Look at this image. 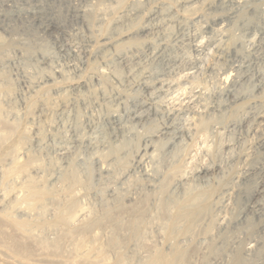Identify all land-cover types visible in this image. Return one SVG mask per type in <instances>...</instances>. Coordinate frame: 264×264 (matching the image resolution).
<instances>
[{
	"label": "rangeland",
	"instance_id": "obj_1",
	"mask_svg": "<svg viewBox=\"0 0 264 264\" xmlns=\"http://www.w3.org/2000/svg\"><path fill=\"white\" fill-rule=\"evenodd\" d=\"M0 106V264H234L264 235L245 219L264 198V0H0ZM20 146L50 193L33 209L5 176ZM197 198L189 243L171 220ZM143 202L136 235L105 222Z\"/></svg>",
	"mask_w": 264,
	"mask_h": 264
},
{
	"label": "bare ground",
	"instance_id": "obj_2",
	"mask_svg": "<svg viewBox=\"0 0 264 264\" xmlns=\"http://www.w3.org/2000/svg\"><path fill=\"white\" fill-rule=\"evenodd\" d=\"M69 2H78V0H68ZM80 1V0H79ZM184 5V4H183ZM74 10V9H73ZM78 14V13H77ZM41 23V22H40ZM50 26V24H49ZM47 26V27H49ZM46 28V26H45ZM54 28V27H53ZM48 29V28H47ZM51 29V28H50ZM52 30V29H51ZM45 31V30H44ZM53 31V30H52ZM106 42V41H105ZM112 42V41H110ZM106 45V43H104ZM109 44V42H108ZM112 45V44H111ZM110 45V46H111ZM108 46V45H107ZM227 78V77H226ZM225 78V79H226ZM224 79V80H225ZM225 83H228L227 81H225ZM225 86H227L225 84ZM223 94V93H222ZM226 95H228L226 93ZM261 114V113H260ZM259 117L258 119H260L262 121V123H264V114L260 115V116H257ZM255 117L253 116V119ZM254 121V120H253ZM260 121V123H261ZM256 123V122H255ZM259 123V122H258ZM204 125V123H203ZM260 126V125H258ZM202 127V126H201ZM257 128V126H256ZM264 128V127H263ZM12 128H8L4 125L2 119H1V106H0V147L1 145L4 143V141L6 140L7 137H9V135L11 134L12 132ZM263 139V138H262ZM261 146V145H260ZM264 146V144H263ZM26 152L23 150V148L20 146V148H16L15 150V157L12 158V167L10 169H8L5 173V176L7 178V180H12V179H15V180H20L22 181V184L20 186V188L18 189V191H15L13 193V195H15L16 197H18V194L19 193H22V195L24 196V200L29 202V207L30 208H35V206L37 205H41L43 204V202L46 200V198H48L50 196V193L45 189V187L42 185V183H40L38 180H36L35 178H33L30 174V171L31 169L34 168V166L32 165L33 164V160L28 157V159L24 160V157L26 156ZM11 159V158H10ZM11 165V164H10ZM253 168V167H252ZM210 170L209 169H202V171H200L199 173L201 174H207L209 173ZM256 174V173H255ZM196 177V176H195ZM244 177V176H242ZM255 177V176H254ZM263 178V177H262ZM247 179V178H246ZM245 181V179H244ZM243 181V183H244ZM247 181V180H246ZM245 181V182H246ZM256 181V180H255ZM242 182V181H240ZM15 183V182H14ZM247 183V182H246ZM262 185V184H261ZM260 185V186H261ZM263 194V191H260L258 190L257 193L255 195H252L253 198L251 199H254L251 204L249 205V208L250 210L247 211V213L245 214V219L246 220H249L250 219V215H252V218L258 220V222L260 221L261 222V226L259 224L260 227L259 228V231L257 230V232H259L260 234H264V198L262 197V199H260V196H262ZM238 196V195H237ZM201 197V196H200ZM2 199H7V196L4 195L2 197ZM192 200V199H190ZM5 202V200L3 201ZM205 202V200H204ZM202 202L201 203V199H196L195 201H188L186 202L187 204L183 205V204H179L178 206H176V208H178V211L176 213V215L172 218L171 220V223H172V226H173V229L176 227L179 229L180 232L183 233V235H187V234H193L194 231L198 228L201 227V225L203 224V222L207 221V217H208V214H209V206H208V203L205 205V203ZM249 202V201H248ZM15 204V202H14ZM17 204V202H16ZM15 204V206H16ZM223 205V204H222ZM248 205V204H247ZM18 206V204H17ZM16 206V207H17ZM224 206V205H223ZM246 207V206H245ZM145 202H143L139 207H135V209H133L132 211L130 212H125L124 214H127L128 215V221L127 223L123 225V222H121L119 220V215L118 216H115V215H109L106 217L105 219V222L108 224H116L115 227L117 228V225L118 223L120 224V227H118V231H119V228L120 229H127L129 231H131L132 235L133 234H137L138 231H139V228L140 226L144 223L145 219V213H146V210H145ZM243 212V211H242ZM244 214V213H243ZM80 217L79 214H75L72 218L73 220L75 219H78ZM223 217V216H222ZM215 218V217H214ZM121 219V218H120ZM206 219V220H205ZM232 219V218H231ZM244 219V220H245ZM213 220V219H212ZM58 221L61 222V223H64L65 222V218H64V213H60L58 215ZM210 221V220H209ZM230 221V219H229ZM251 221V220H250ZM254 221V220H253ZM224 222H225V219H221L220 218V228L224 225ZM228 222V221H227ZM241 222V220H240ZM239 222V223H240ZM259 222V223H260ZM206 223V222H205ZM218 223H219V220H218ZM217 223V224H218ZM229 223V222H228ZM231 223V222H230ZM237 223V222H236ZM242 223V222H241ZM246 223V222H245ZM252 223V222H250ZM257 223V222H256ZM255 223V224H256ZM14 224V227L18 230V231H25L27 229V224H24V223H18V222H15L13 223ZM210 224V223H209ZM207 224V225H209ZM253 224V223H252ZM251 224V225H252ZM206 225V226H207ZM227 224H225L226 226ZM231 225V224H230ZM238 225V224H237ZM242 225V224H241ZM246 225V224H245ZM257 225V224H256ZM224 226V227H225ZM255 226V225H254ZM223 227V228H224ZM229 227V226H228ZM249 227V225H248ZM247 227V228H248ZM115 228V229H116ZM204 228V227H203ZM207 228V227H206ZM219 228V227H218ZM217 228V229H218ZM227 228V227H226ZM252 228V227H251ZM209 229V227L207 228V230ZM206 230V231H207ZM226 230V229H225ZM223 229V231H225ZM242 230V229H241ZM250 230V228H249ZM256 230V229H255ZM121 231V230H120ZM205 231V232H206ZM220 231V230H219ZM245 231V230H244ZM229 232V231H228ZM248 232V231H247ZM251 232V230H250ZM86 232H84L85 234ZM181 233V234H182ZM226 233V232H225ZM243 234V233H242ZM1 235V234H0ZM134 235V236H135ZM205 235V234H203ZM208 235V234H206ZM195 235H192V237H190V241L189 243H191V241L193 242L192 239H194ZM214 236V235H213ZM241 236V235H240ZM239 236V237H240ZM264 235L262 236H254L253 238H251V240L249 241V243L247 244L246 247H244V252L245 253V256L244 258H241V259H237V261L234 263V259H233V262L231 263H234V264H264V238H263ZM4 237V236H2ZM215 237V236H214ZM213 237V238H214ZM219 237V236H218ZM5 239L7 237H4ZM83 239H85V236L83 235L82 236ZM206 238V237H205ZM211 238V237H210ZM235 238V237H234ZM8 242L10 241V243L12 244L13 243V246H15V249L17 250L18 253H24V252H28L30 251V247L27 246L24 241L22 240V238H18V237H11V238H8ZM82 239V242H84V240ZM207 239V238H206ZM185 240V239H184ZM6 241V240H5ZM61 240L57 241L54 245L57 246L58 248L61 247V243H60ZM188 241V240H187ZM211 241V239H210ZM215 241H213V243H215ZM219 242V241H218ZM217 242V243H218ZM5 243V242H4ZM211 243V242H210ZM10 244V245H11ZM207 245V244H206ZM213 245V244H212ZM199 246V245H198ZM209 246V245H208ZM210 247H211V244H210ZM216 247V246H215ZM212 246V248H215ZM243 248V247H242ZM211 249V248H210ZM209 249V250H210ZM241 250V249H240ZM216 251V250H215ZM214 251V252H215ZM174 253L171 255V256H167L165 254H160L158 255L156 258H154L150 264H185V260L186 259V255H189V251H187V249L185 251H182V250H176L173 251ZM197 252V250H196ZM195 252L193 251L192 253H190V256H194ZM210 255V254H209ZM208 256V255H206ZM238 257V256H237ZM241 257V256H240ZM88 258V257H86ZM188 259V258H187ZM85 261V260H83ZM187 261V260H186Z\"/></svg>",
	"mask_w": 264,
	"mask_h": 264
}]
</instances>
